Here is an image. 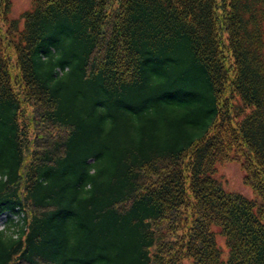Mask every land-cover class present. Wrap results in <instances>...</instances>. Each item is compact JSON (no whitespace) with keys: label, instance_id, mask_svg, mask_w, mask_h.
I'll use <instances>...</instances> for the list:
<instances>
[{"label":"trees","instance_id":"16d2710c","mask_svg":"<svg viewBox=\"0 0 264 264\" xmlns=\"http://www.w3.org/2000/svg\"><path fill=\"white\" fill-rule=\"evenodd\" d=\"M10 4L0 264H264V0Z\"/></svg>","mask_w":264,"mask_h":264},{"label":"rangeland","instance_id":"374dc122","mask_svg":"<svg viewBox=\"0 0 264 264\" xmlns=\"http://www.w3.org/2000/svg\"><path fill=\"white\" fill-rule=\"evenodd\" d=\"M32 0H11L9 16L19 18V25L23 26L24 18L22 13L31 8ZM245 170L238 160L218 161L215 176L222 180L223 185L228 190H235L252 197L254 191L252 186L244 180ZM223 243V236L218 235V239Z\"/></svg>","mask_w":264,"mask_h":264},{"label":"clouds","instance_id":"9594fccd","mask_svg":"<svg viewBox=\"0 0 264 264\" xmlns=\"http://www.w3.org/2000/svg\"><path fill=\"white\" fill-rule=\"evenodd\" d=\"M88 188H89V189L91 188V185H90V184L88 185Z\"/></svg>","mask_w":264,"mask_h":264}]
</instances>
